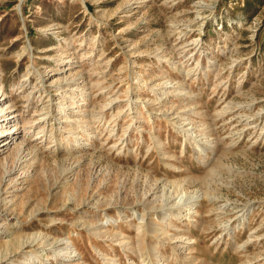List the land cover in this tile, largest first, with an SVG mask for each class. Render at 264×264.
<instances>
[{"label":"rangeland","instance_id":"374dc122","mask_svg":"<svg viewBox=\"0 0 264 264\" xmlns=\"http://www.w3.org/2000/svg\"><path fill=\"white\" fill-rule=\"evenodd\" d=\"M19 242L0 264H264V0H0Z\"/></svg>","mask_w":264,"mask_h":264},{"label":"bare ground","instance_id":"6f19581e","mask_svg":"<svg viewBox=\"0 0 264 264\" xmlns=\"http://www.w3.org/2000/svg\"><path fill=\"white\" fill-rule=\"evenodd\" d=\"M65 40V39H64ZM208 142V141H207ZM204 144V143H203ZM209 144V143H208ZM211 144V143H210ZM209 144V145H210ZM204 145H206V144H204ZM204 149H205V147H204ZM156 190L154 189V191L153 192H155ZM27 244V242H19L18 243V245L16 246V248H15V246L14 247H11V248H9V250L7 251V252H5L6 254H5V257H1L0 256V262L1 261H3V260H5V258L9 255V254H11V253H14V254H16V253H18V252H23V250L26 248V245ZM29 244V243H28ZM43 244H44V242H43ZM71 247V246H70ZM69 250V247H67L66 248V250H64L61 254H60V256H59V259H62V258H66V257H70V259H71V257H72V255H71V252H69L68 251ZM29 251V250H28ZM38 252H39V250H38ZM41 252V251H40ZM25 253V252H24ZM24 253H23V255H24ZM57 254V253H56ZM26 255V254H25ZM36 258V257H35ZM34 258V259H35ZM56 258V257H55ZM24 259V258H23ZM27 260H23L20 264H34V263H32V262H30V261H28V259H30L29 257L28 258H26ZM58 260V259H57ZM31 261H33V260H31ZM38 263V262H37Z\"/></svg>","mask_w":264,"mask_h":264}]
</instances>
